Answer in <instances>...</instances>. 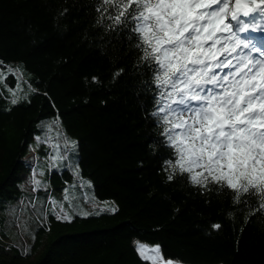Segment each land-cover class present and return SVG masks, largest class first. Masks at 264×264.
<instances>
[{
  "label": "trees",
  "instance_id": "16d2710c",
  "mask_svg": "<svg viewBox=\"0 0 264 264\" xmlns=\"http://www.w3.org/2000/svg\"><path fill=\"white\" fill-rule=\"evenodd\" d=\"M99 6L100 0H0V67L20 69L17 96L28 97L15 106L7 89L0 97V264H151L139 257L137 240L186 264H264L257 197L247 207L234 205L227 189L193 186L180 175L166 179L161 165L169 153L150 116L152 73L138 66L125 32L98 23ZM117 70L123 74L114 77ZM16 77L6 83L14 88ZM57 116L59 130L78 142L93 196L118 211L70 223L48 215L30 245L19 244L8 232L9 211L31 195L23 187L31 146L47 166L51 151L35 137L42 121ZM44 173L45 200L73 182L68 171L47 166ZM217 223L220 230L212 227Z\"/></svg>",
  "mask_w": 264,
  "mask_h": 264
},
{
  "label": "snow or ice",
  "instance_id": "6c2138e0",
  "mask_svg": "<svg viewBox=\"0 0 264 264\" xmlns=\"http://www.w3.org/2000/svg\"><path fill=\"white\" fill-rule=\"evenodd\" d=\"M98 11V23L125 32L139 53L138 66L152 73L155 93L150 116L160 130L159 143L169 153L161 165L166 179L180 175L193 186L227 189L234 205L247 207L248 199L257 197L258 209L264 210V49L239 36L259 28L252 14L264 19V0H100ZM241 15L252 17V22L245 23ZM229 19L236 22L235 29ZM18 72L19 68L0 67V97L7 89L13 106L28 99L27 94L17 96L23 91ZM122 74L123 70H117L113 76ZM9 75L17 78L14 88L6 83ZM41 127L45 135L36 140L51 149L48 168L68 171L73 182L62 189V200L51 195L47 200L32 197L27 205L12 209L16 220L29 208L41 220L51 215L67 223L81 216L116 213L118 209L109 202L97 212L80 207L77 189L92 185L81 175L78 142L58 130V116ZM37 175L45 173L33 169V190L47 191L48 184ZM83 198L94 201L88 192ZM65 203L70 207L65 208ZM19 226L27 231L28 221ZM212 227L220 230L222 225ZM134 247L151 264H176L164 258L159 245L135 242ZM22 255H28V250Z\"/></svg>",
  "mask_w": 264,
  "mask_h": 264
},
{
  "label": "rangeland",
  "instance_id": "374dc122",
  "mask_svg": "<svg viewBox=\"0 0 264 264\" xmlns=\"http://www.w3.org/2000/svg\"><path fill=\"white\" fill-rule=\"evenodd\" d=\"M252 16L255 17L256 13H253ZM244 18L252 19V17H243L241 15V19H244ZM228 22L233 23L234 29L237 27L236 22H232L230 19H229ZM250 31H251V28L247 32L239 33L240 38L243 39V40L248 41L249 39L247 37H244L243 34L247 35L248 33H250ZM254 40H256V39H254ZM52 120L53 119L44 120V121L41 122V124L43 122H48V121H52ZM41 124H40V126H41ZM41 129H42L41 136H36V137H41V138L44 137L46 129H44L43 127H41ZM56 130L57 129L54 128V131H56ZM36 137H35V141H36L37 144H42L43 148H46V149L48 148L51 151L50 147L47 144L38 143V141L36 140ZM26 159L30 161L31 166H30V171L23 174V177H24L23 187H24V189L29 191L31 193V195L28 198L27 202H24L23 204H20V207L18 205L17 206H13L12 209H14V208L19 209V208L27 205L32 197H39L40 191H34L33 190V185L30 183V179L32 177L34 168L37 169L38 171L42 169L43 172H44L45 167L47 168V166H45V164L43 163V161H45V157L40 156L37 153V146L33 145V146L30 147V150H29V153L26 156ZM36 178L40 179L42 181H45L43 179V176L37 175ZM45 182L48 184L47 181H45ZM84 192H88L91 196H93V194H92V192L90 191L89 188H85L83 190L77 189V194L80 196L79 205H80L81 208H83L84 210L90 212L92 210H96V208H98V207H102L103 206V202H100V201L96 200L94 196H93L94 197V201L93 200L85 201L84 198H83V193ZM60 194H61L60 196L59 195H54V199L62 200L63 193L61 192ZM35 202L37 203L38 206H40L39 200H37ZM105 202H109L110 205L112 204L111 201H105ZM69 207H70V205L65 203V208H69ZM12 209L9 211L8 232L10 233V235L12 237H14L16 242H18L19 244H21L22 240H23V241H26V243L28 245H30V243L33 240V237H34V235L36 233L37 228L41 225V223H43L44 220H41L40 218H38L37 215L35 213H33L32 209L29 208L27 213L22 216V219L20 221H17L15 216L12 214ZM24 221H28V224H29V227H28L27 231H24L19 226L20 224H23ZM136 242L145 243V242L138 241V240ZM145 244H147V243H145ZM147 245L149 247L156 246V245H150V244H147ZM165 259H167V258H165ZM173 261L176 262V264H186V263L178 261V260H173Z\"/></svg>",
  "mask_w": 264,
  "mask_h": 264
}]
</instances>
